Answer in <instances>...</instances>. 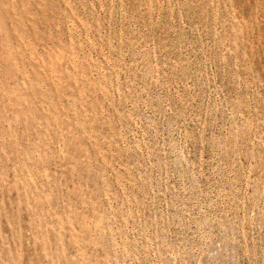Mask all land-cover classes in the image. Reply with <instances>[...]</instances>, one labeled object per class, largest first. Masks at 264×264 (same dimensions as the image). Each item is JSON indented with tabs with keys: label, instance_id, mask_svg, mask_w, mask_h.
Masks as SVG:
<instances>
[{
	"label": "rangeland",
	"instance_id": "1",
	"mask_svg": "<svg viewBox=\"0 0 264 264\" xmlns=\"http://www.w3.org/2000/svg\"><path fill=\"white\" fill-rule=\"evenodd\" d=\"M0 264H264V0H0Z\"/></svg>",
	"mask_w": 264,
	"mask_h": 264
}]
</instances>
